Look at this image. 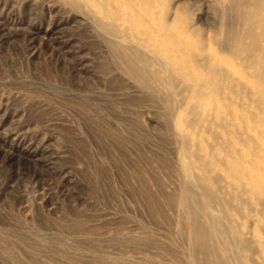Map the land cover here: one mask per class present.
I'll return each mask as SVG.
<instances>
[{
  "label": "rangeland",
  "instance_id": "obj_1",
  "mask_svg": "<svg viewBox=\"0 0 264 264\" xmlns=\"http://www.w3.org/2000/svg\"><path fill=\"white\" fill-rule=\"evenodd\" d=\"M206 1L163 3L199 26ZM107 40L82 0H0V264L193 261L186 139L201 102L160 65L147 89Z\"/></svg>",
  "mask_w": 264,
  "mask_h": 264
},
{
  "label": "bare ground",
  "instance_id": "obj_2",
  "mask_svg": "<svg viewBox=\"0 0 264 264\" xmlns=\"http://www.w3.org/2000/svg\"><path fill=\"white\" fill-rule=\"evenodd\" d=\"M82 1L110 48L147 89L156 90L161 81L151 69L160 65L187 81L190 98L201 102L204 129L186 139L194 177L185 194L189 263L264 264V0H207L201 26L187 5ZM209 206L228 236L220 257L205 224Z\"/></svg>",
  "mask_w": 264,
  "mask_h": 264
}]
</instances>
